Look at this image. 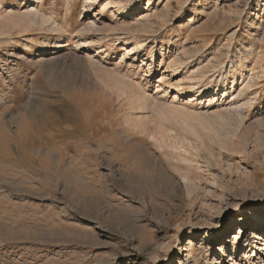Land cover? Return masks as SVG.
<instances>
[{"label":"rangeland","instance_id":"obj_1","mask_svg":"<svg viewBox=\"0 0 264 264\" xmlns=\"http://www.w3.org/2000/svg\"><path fill=\"white\" fill-rule=\"evenodd\" d=\"M91 3L101 31L83 33ZM122 3L0 0L42 7L70 40L39 56L64 32L0 36V264H181L193 232L218 230L229 247L200 264H247L233 238L244 215L264 219V0H138L125 16Z\"/></svg>","mask_w":264,"mask_h":264},{"label":"bare ground","instance_id":"obj_2","mask_svg":"<svg viewBox=\"0 0 264 264\" xmlns=\"http://www.w3.org/2000/svg\"><path fill=\"white\" fill-rule=\"evenodd\" d=\"M39 1H43V0H39ZM138 0H124L123 2L124 3H122V0H121V3H122V5H118V8H119V10L122 12V13H124V16L125 15H128L129 13H126V12H128V11H130V9L133 7V6H135L137 3ZM36 2V1H35ZM126 3H128V4H126ZM126 4V5H125ZM170 7V6H169ZM176 7H178V9H176L177 11L175 12L176 13V15H178L179 13H181L183 10H184V8H185V4L183 3V2H179V5L177 6L176 5ZM104 8H106L103 4H101V6H99V7H97V6H95V4H93V3H91L90 4V6H89V8L88 9H86L85 11H84V18L83 19H85L84 21H82V24L80 25V27H81V31L84 33V32H86V33H90V32H100L101 31V26L99 25V22H97L101 17H99V18H95V16L97 15V16H100L101 15V11L104 9ZM1 9V8H0ZM169 10V9H168ZM90 11V12H89ZM98 11V13L97 14H95L94 16L92 15V13L93 12H97ZM119 11V12H120ZM169 12V11H168ZM111 14H115V12H110ZM166 14V13H165ZM169 14V13H168ZM168 14H166V15H168ZM182 17H183V15H181ZM168 17V16H167ZM114 18V17H113ZM151 18V17H150ZM163 21L165 22V19H163ZM168 21V20H167ZM81 22V21H80ZM22 23H25V24H27V26L29 25L30 27L31 26H36V25H45L46 24V26H48V29H52V30H60V31H63L64 33L62 34V39H60V40H58V41H56V42H52V43H48V44H41L42 45V47L43 48H41V50L39 51L41 54L39 55V56H41V55H46V54H58L59 53V50H63V48H65V47H68L69 45H70V40H69V38L66 36V33L68 34V32H69V30H67L63 25H61L57 20H55L54 18L52 19V18H50V16H46V13L44 14L43 13V9H42V7H40L39 9L38 8H31V7H28L25 11H23V13H14V12H11V11H7L6 9H5V11H4V13H0V25H2V28H0V36H2V35H4L5 34V32H6V29H8L9 27H12V25H15L14 27H16V26H19V27H21V25H22ZM161 23H163V22H161ZM48 24V25H47ZM161 25V24H160ZM146 26V25H145ZM147 26H149V24L147 25ZM40 27H42V26H40ZM135 27V26H134ZM151 27V26H150ZM22 28V27H21ZM33 28V27H32ZM35 28V27H34ZM47 28V27H46ZM149 28V27H148ZM17 29V28H16ZM20 29V28H19ZM42 29H43V27H42ZM128 29V28H127ZM130 29V28H129ZM128 29V30H129ZM131 30V29H130ZM134 30V29H133ZM138 30H140V28L138 29ZM144 29L142 28V31H143ZM18 31V30H17ZM135 31V30H134ZM141 31V32H142ZM19 32V31H18ZM21 32H23L22 30H21ZM130 32V31H129ZM139 32V31H138ZM144 32V31H143ZM7 33V32H6ZM4 38V37H3ZM42 41V40H41ZM0 43H2V42H0ZM29 46V45H28ZM44 46H46L47 47V49H44ZM29 48V47H28ZM29 50H31V49H29ZM134 50V49H133ZM61 54V53H60ZM154 55V54H153ZM61 56V55H60ZM21 58V57H20ZM50 59V58H49ZM58 59V58H57ZM43 60V59H42ZM46 60V59H45ZM33 62V61H32ZM37 62V61H36ZM47 62V61H46ZM184 62V61H183ZM35 63V62H34ZM38 63V62H37ZM42 63V62H41ZM252 72V71H251ZM253 73V72H252ZM113 74L114 73H112V78L113 77H115V76H113ZM203 76H205V75H203ZM223 77H222V80H224V81H227L228 79H233V82H232V85H231V89H224V91H223V94L221 95V96H223V97H226V96H229V97H231L232 98V96H234L235 97V93H236V87H234L235 86V79H236V76H235V74H234V69H232L231 68V71H229V72H226L225 74H223L222 75ZM249 76V75H248ZM253 76V75H252ZM110 77V78H111ZM194 77H196V76H194ZM243 77H244V75H243ZM121 78V77H120ZM120 78H118L117 80V82H118V89L119 90H121V91H123V92H125V91H127L128 89L129 90H131V88H129V87H132V86H129L128 84H126L125 83V81H123L122 80V78L120 79ZM197 78V77H196ZM199 78V77H198ZM250 78H252V77H250ZM115 79H113V81H114ZM206 80V79H205ZM247 80V79H246ZM198 81H199V79H198ZM197 81V82H198ZM221 81V80H220ZM223 81V82H224ZM253 81V80H252ZM254 82V81H253ZM116 83V82H115ZM225 84V83H224ZM250 84V80L249 81H246L245 82V78L243 79V81L239 84L240 86H242V88H241V91H245V90H248V88L252 85H249ZM117 86V85H116ZM143 87V86H142ZM141 88V87H140ZM193 88V87H192ZM191 88V89H192ZM251 88H252V86H251ZM143 89V88H142ZM141 89V90H142ZM196 89V88H195ZM132 91V90H131ZM192 91H194V90H192ZM122 92V93H123ZM146 92V91H145ZM135 93V92H134ZM142 93H144V92H142ZM192 93V92H191ZM190 93V97H191V100H194V101H196L199 97H202L203 95H204V93H206V91L204 90H197V92H193L192 94ZM133 94V93H132ZM216 94H218V93H216ZM215 94V95H216ZM122 95H125L124 93L122 94ZM129 96V95H128ZM127 96V97H128ZM139 96V95H138ZM143 96H144V94H143ZM183 96H187L186 94H185V92L184 91H181V93H179V94H176L175 95V100L176 99H180V97H183ZM238 97H240V96H238ZM130 98V97H129ZM148 98V97H147ZM190 100V101H191ZM214 99H211V100H209L210 102H212ZM144 101V100H143ZM137 102V101H136ZM201 103V102H200ZM137 104V103H136ZM151 103H149V105H150ZM212 104V103H211ZM154 105V104H153ZM158 105V104H157ZM209 105V104H208ZM165 106H167V105H165ZM168 107V106H167ZM174 109V108H173ZM172 109V111L173 112H176L175 110H173ZM235 109V108H234ZM177 112H179L178 111V109H177ZM177 112H176V114H177ZM2 118V117H1ZM0 118V119H1ZM3 119V118H2ZM18 119V118H17ZM16 119V120H17ZM5 120V119H4ZM11 120V119H10ZM1 121V120H0ZM6 122V121H5ZM4 122V123H5ZM1 123H3L2 121H1ZM8 123V122H7ZM17 123V122H16ZM19 123H21V121H19ZM18 123V124H19ZM14 124H15V122H14ZM1 125V124H0ZM3 125V124H2ZM2 127V126H1ZM9 127V126H8ZM17 127V126H16ZM6 128V127H5ZM4 128V129H5ZM21 128V127H20ZM3 129V128H2ZM2 129L0 130V131H2ZM7 130V129H6ZM22 130H23V128H22ZM13 132V131H12ZM17 132V131H16ZM19 133H20V131H19ZM16 134V133H15ZM16 135H18V134H16ZM162 135V134H161ZM160 135V136H161ZM164 136V135H163ZM3 137V136H2ZM9 137V136H8ZM165 137V136H164ZM164 137H162L163 139H165ZM20 138V137H19ZM19 138H16V139H19ZM169 138V137H168ZM167 138V139H168ZM20 139H22V137L20 138ZM19 139V140H20ZM26 144V143H25ZM27 147V146H26ZM132 150V149H131ZM129 154V153H128ZM134 154V153H133ZM246 156V155H245ZM98 165V164H97ZM96 165V166H97ZM101 165V164H100ZM99 166V165H98ZM101 166H103V165H101ZM101 168V167H100ZM99 168V169H100ZM101 170V169H100ZM97 172H99V170L97 171ZM80 178H82V179H85V178H83V177H80ZM79 178V179H80ZM82 181H84V180H82ZM87 181V180H86ZM80 182V181H79ZM86 184H87V182H86ZM85 184V185H86ZM187 185V184H186ZM193 185V184H192ZM191 185V186H192ZM82 186H84V185H82ZM81 186V187H82ZM88 186V185H87ZM91 187V186H90ZM188 187H190V186H188ZM191 188V187H190ZM193 188H195L194 186H193ZM193 188H192V190H193ZM86 189V188H85ZM90 189V188H89ZM92 189V188H91ZM188 189V188H187ZM92 190H94V189H92ZM191 189H188V193L191 195V193L195 190H193L192 191ZM80 191V190H79ZM85 190H83V191H81V192H84ZM87 192L89 191V190H86ZM93 193H94V191H92ZM195 192V191H194ZM85 193V192H84ZM83 193V194H84ZM90 193V192H89ZM82 194V195H83ZM189 195V196H190ZM95 205V204H94ZM252 208H254V209H256L257 207H252ZM259 210L260 209H257V210H255V213H258L259 212ZM241 215V214H240ZM253 218L254 219H256L257 221H254V222H252V223H249L250 221V218H248L247 216L245 217V215L243 216V217H241V219L238 221V226L236 227V233H235V235H234V244H235V251H236V249L238 248V240H244L245 241V243L247 244V243H249V244H252L251 242H249L250 241V237H248V228L249 227H252V229H255L257 232L254 234V237L256 238V239H259V242L260 243H257L256 245L253 243L252 245V249L249 251V250H247V247L245 248L246 249V253H247V261H248V263L249 264H262V260L264 261V259H262L263 258V256H264V223H263V221H264V219L263 218H261L260 217V215H257V214H253ZM253 224V226H251ZM231 227V226H230ZM237 230H238V232H237ZM222 233H223V231H221V230H218V231H213V232H210V231H204V232H193L192 234H191V236L193 237L192 239H189L188 240V244H187V247L186 248H184V253H182V255H185L186 256V259H184V258H180V260H181V264H190V258H193V260H195V264H200V260H202V259H207V257H208V254L210 253V252H212V251H214V254L216 253V254H218L219 252H220V255H221V257H223L224 256V252H225V250H227V248L229 247V245H230V242H229V239H230V237H232V236H229V237H227L226 239H224V240H222L220 237L222 236ZM202 235H204L205 236V241H206V245L204 246V245H202V241L201 242H199L201 245V247H199V243L197 242L198 241V239L202 236ZM240 236H241V238H240ZM262 236H263V238H262ZM214 237V238H213ZM223 237V236H222ZM194 238H195V241H194ZM212 243H211V242ZM215 241H216V243H215ZM214 242V243H213ZM245 244V245H246ZM179 246H180V244H179ZM186 246V245H185ZM248 247H249V245H247ZM183 249V248H182ZM249 249V248H248ZM256 257H258V260H261V261H257L258 263H256L255 261H256ZM173 262H174V259L172 258L171 260H169V262H167V264H173ZM222 263V262H221ZM220 263V264H221ZM241 263H243V261H240L239 262V264H241ZM247 263V264H248Z\"/></svg>","mask_w":264,"mask_h":264}]
</instances>
